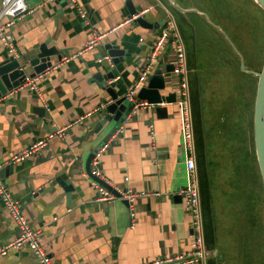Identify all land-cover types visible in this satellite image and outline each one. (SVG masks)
<instances>
[{
    "label": "crops",
    "instance_id": "0c3cea01",
    "mask_svg": "<svg viewBox=\"0 0 264 264\" xmlns=\"http://www.w3.org/2000/svg\"><path fill=\"white\" fill-rule=\"evenodd\" d=\"M25 1L30 12L11 27L19 56L47 44L58 50L60 58L52 56V68L35 77L37 90L26 87L14 90L0 104V177L18 201L24 218L38 232V240L51 263L198 264L179 257L189 254L193 244L191 214L183 196L179 197L189 181L186 160L191 155L202 202L206 264H230L227 260L230 255L220 252V234L227 233L228 226L217 217L219 207L210 179L215 174L210 162H206L205 140L200 131L202 95L196 91L202 72H196V68L201 62L191 60V46L186 44V38L191 39L188 17L190 13H198L196 7L188 0H133L136 6L143 7L141 12L146 11V19L154 24L151 27L134 19L124 23L135 16L130 15L126 0H78L88 10L87 21L70 0ZM174 2L191 11H180ZM170 18L177 24L186 51L185 76L194 126L192 153L186 150L182 134L178 102L181 77L174 70L165 75L166 89L162 91V94L176 93V101L160 104L167 115L158 112L153 104L132 112L124 122L107 117V104L103 100L110 98L98 79L101 74L107 80V73L113 72L119 76L115 80L118 91L126 94L138 78L151 44ZM95 31L107 35L102 44L85 50ZM114 41L131 54L120 57L117 65L105 49V45ZM7 56L11 54L0 38V61ZM175 59L173 44L168 42L156 68L174 64ZM255 98L256 95L252 99V125L247 129L252 141L248 159L253 180L249 195L242 200L251 201L248 208L252 209V217L248 224L258 226L264 211V183L254 145ZM38 106L45 107L47 113L40 115ZM122 125L123 133L118 129L113 133L115 127ZM63 127L64 137L51 139L46 147L24 161L9 163L12 155ZM107 141L109 147L102 157L99 181H105L116 191L146 193L129 203L131 206L126 199L95 200L93 181L97 180L90 176L87 161ZM237 221L246 230L247 222ZM19 233L18 223L0 200V264H39L27 246L9 248L2 254Z\"/></svg>",
    "mask_w": 264,
    "mask_h": 264
},
{
    "label": "rangeland",
    "instance_id": "374dc122",
    "mask_svg": "<svg viewBox=\"0 0 264 264\" xmlns=\"http://www.w3.org/2000/svg\"><path fill=\"white\" fill-rule=\"evenodd\" d=\"M188 1L198 12L189 14L191 39L186 38V44L191 46V60L201 62L196 68L202 72L196 91L202 95L200 131L206 162L215 174L210 179L219 207L217 217L228 226L227 233L220 234V252L230 255V264H264V211L258 226L248 224L251 201L242 200L249 195L253 180L248 159L252 141L247 129L252 125V99L258 83L254 74L243 70L242 63L251 72L263 67L264 11L254 0ZM224 113L228 114L225 123V115L221 119ZM239 219L247 222L246 230L237 223Z\"/></svg>",
    "mask_w": 264,
    "mask_h": 264
},
{
    "label": "built area",
    "instance_id": "2783aa9c",
    "mask_svg": "<svg viewBox=\"0 0 264 264\" xmlns=\"http://www.w3.org/2000/svg\"><path fill=\"white\" fill-rule=\"evenodd\" d=\"M70 2L76 7L80 17L87 21L88 20V10L78 2V0H70ZM30 12L29 7L25 0H2L0 6V38L3 42L5 48L9 51L11 55L18 56L17 48L14 44V38L11 33V27L15 22ZM146 12V11H145ZM143 13V12H141ZM137 15L125 20L124 23L130 22L135 19ZM6 19V21H4ZM120 25H123L120 24ZM114 28L113 30H115ZM112 30V31H113ZM107 35V32H93L92 36L86 43L85 50L93 49L96 46L102 44L103 38ZM171 42L173 44L176 59L174 63V73L181 77L179 81V94L178 102L180 106V116L182 121V134L186 140V150L192 153L193 150V138H194V126H193V116L192 107L190 99V91L188 86V81L186 79V51L183 44L180 32L178 30L177 24L173 18L167 20L165 26L160 30L159 34L156 36L154 42L151 44V49L148 53L147 59L138 75L136 81L128 89L125 96L126 99L133 103V111H139L142 107L152 106L147 101L138 99L139 90L145 86L150 79L153 70L156 68V61L159 59L163 52V48ZM106 60L111 62V58L106 57ZM119 76L115 78L118 80ZM36 79H28L20 88H30L31 90H37ZM11 94V93H10ZM65 128H58L54 132L50 133L45 139L39 140L31 143L20 153H16L11 156L9 163H18L24 161L29 156L34 154L37 150L46 147L50 140L59 137H64ZM120 133L124 132V126L118 128ZM115 136V135H114ZM113 136V137H114ZM109 147V141L103 143L94 152V157L91 162L90 176L101 178V162L102 157ZM188 168V184L181 191L184 198L186 206L191 214V224H192V249L189 254L179 256L181 259L195 261L198 264H206L207 258V248L204 240V223H203V213H202V202L200 189L198 185V177L196 173V165L193 157L188 156L186 160ZM96 188L97 196L96 201H113L115 199H126L131 204L137 197L145 196V192L134 193L131 190L125 192L118 191L121 196H118L113 191L108 189L102 183L98 181H93ZM0 199L4 203L5 207L10 210L13 218L19 225L20 233L17 238L9 242L5 248L2 250V254H6L9 248H21L27 246L30 248L34 254L39 258L40 264H52L49 255L43 250L39 240L38 232L34 230L24 216L18 205V201L13 198L11 193L8 191L3 179L0 177ZM131 206V205H130ZM178 257V258H179ZM163 261H157L156 264H162Z\"/></svg>",
    "mask_w": 264,
    "mask_h": 264
},
{
    "label": "water",
    "instance_id": "95a60500",
    "mask_svg": "<svg viewBox=\"0 0 264 264\" xmlns=\"http://www.w3.org/2000/svg\"><path fill=\"white\" fill-rule=\"evenodd\" d=\"M257 5L264 11V0H254ZM127 8L130 15H137L134 19L135 22L142 26H153L151 22L146 19V12L143 11L142 6H136L133 0H126ZM174 5L177 9L183 12H188L191 10L181 8L176 2ZM105 49L110 57H112L114 64L120 63V57L130 56L131 54L126 52V50L120 48V46L114 41L105 45ZM58 50L55 47H48L47 44H42L38 50H34L22 56H7L2 61H0V104L6 102L8 94L14 90L21 87L28 79H33L38 75L46 72L49 68H52V56L58 55ZM60 58V55H58ZM242 68L244 71L254 74L258 78L256 98H255V108H254V141L255 150L259 163V167L262 174V179L264 183V65L262 71L251 72L246 70L244 63H242ZM174 70V64H161L158 66L151 78L148 80L147 84L143 86L138 92V99L147 101L149 104H155L156 110L159 112L164 111L167 115L166 108L160 106L163 102H174L176 101V93L162 94V91L166 89V77L165 75ZM98 77L99 81L102 83V90L105 91L109 98H104V103H106V111L108 113L107 117L110 120H115L116 122H124L133 111V103H130L125 94H121L118 91V83L115 81V74L113 72L107 73V80L104 76L100 74ZM108 80H112L108 82ZM37 112L42 115L47 113V110L43 106L37 107ZM118 128L115 127L113 133L116 132ZM94 153H92L87 161V170L90 173V166ZM8 168V166H7ZM95 180L99 181V178L93 177ZM108 189L113 191L118 196H121L118 191L107 184L105 181H99ZM182 199V195H179ZM1 200V199H0ZM129 204L128 200H125ZM130 205V204H129ZM38 263L39 258L34 254Z\"/></svg>",
    "mask_w": 264,
    "mask_h": 264
},
{
    "label": "flooded vegetation",
    "instance_id": "af4514ba",
    "mask_svg": "<svg viewBox=\"0 0 264 264\" xmlns=\"http://www.w3.org/2000/svg\"><path fill=\"white\" fill-rule=\"evenodd\" d=\"M263 65H264V62H263ZM263 68V67H262ZM261 71H262V69H261ZM254 145H255V141H254ZM256 151V150H255ZM257 156V155H256ZM258 160V159H257Z\"/></svg>",
    "mask_w": 264,
    "mask_h": 264
}]
</instances>
